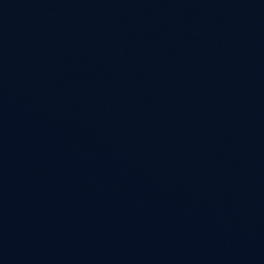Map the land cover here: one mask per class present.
Masks as SVG:
<instances>
[{
	"label": "water",
	"instance_id": "1",
	"mask_svg": "<svg viewBox=\"0 0 264 264\" xmlns=\"http://www.w3.org/2000/svg\"><path fill=\"white\" fill-rule=\"evenodd\" d=\"M0 264H264V0H0Z\"/></svg>",
	"mask_w": 264,
	"mask_h": 264
}]
</instances>
